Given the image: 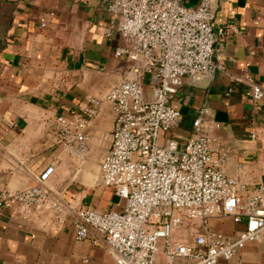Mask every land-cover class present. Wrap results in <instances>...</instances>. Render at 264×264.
<instances>
[{"label": "crops", "instance_id": "0c3cea01", "mask_svg": "<svg viewBox=\"0 0 264 264\" xmlns=\"http://www.w3.org/2000/svg\"><path fill=\"white\" fill-rule=\"evenodd\" d=\"M211 2L216 31L225 32L214 55L223 71L213 80L184 79L173 101L183 120L170 136L183 146L206 110L205 124L229 153L227 174L256 185L264 181V101L252 99L251 86L264 87V0ZM110 3L0 0V193L34 186L39 174L54 165L49 185L66 203L101 212L123 209L124 201L112 189L93 183L113 142L114 115L105 96L130 68L115 55L124 42L112 25ZM145 92L150 96L147 84ZM91 98L102 103L98 114L87 118L88 109H97ZM59 116L88 119L90 146L83 159L58 143L54 128ZM243 228L235 224L227 236ZM239 262L264 264V235L231 263L219 264ZM0 264L116 262L104 247L77 241L70 218L60 231L37 214L24 218L0 210ZM157 264H166L165 258Z\"/></svg>", "mask_w": 264, "mask_h": 264}, {"label": "built area", "instance_id": "2783aa9c", "mask_svg": "<svg viewBox=\"0 0 264 264\" xmlns=\"http://www.w3.org/2000/svg\"><path fill=\"white\" fill-rule=\"evenodd\" d=\"M109 12L124 42L115 55L130 68L105 96L114 115L113 142L96 185L112 189L123 209L101 212L66 203L49 185L56 172L50 165L34 186L1 192L0 210L24 218L37 214L60 231L70 218L76 240L104 247L116 264H157L161 256L166 264L231 263L264 235V181L251 185L227 174L229 153L205 124L206 110L183 146L170 136L183 120L173 101L184 79L213 80L223 71L214 55L225 32L216 31L212 2L186 9L182 0H111ZM251 97L263 102L264 87L252 84ZM90 101L97 109H88L87 118L102 103ZM87 118L55 121L58 143L78 159L89 151ZM221 218L244 228L235 237L210 229V220ZM184 229L192 242L183 241Z\"/></svg>", "mask_w": 264, "mask_h": 264}, {"label": "rangeland", "instance_id": "374dc122", "mask_svg": "<svg viewBox=\"0 0 264 264\" xmlns=\"http://www.w3.org/2000/svg\"><path fill=\"white\" fill-rule=\"evenodd\" d=\"M182 4L186 9H191V8L187 7V2H185L184 0H182ZM93 183H94V186H96V181H94ZM209 227H210V229H212L218 233L227 235L235 229V223L231 219H228V218L212 219L209 222ZM185 231L187 233V229L182 230V232H180V233H183ZM176 236H177V234H176ZM192 240H193V236L190 233L185 234L183 241L192 242Z\"/></svg>", "mask_w": 264, "mask_h": 264}, {"label": "water", "instance_id": "95a60500", "mask_svg": "<svg viewBox=\"0 0 264 264\" xmlns=\"http://www.w3.org/2000/svg\"><path fill=\"white\" fill-rule=\"evenodd\" d=\"M184 1L187 2V7L189 8L195 7L199 2V0H184Z\"/></svg>", "mask_w": 264, "mask_h": 264}, {"label": "bare ground", "instance_id": "6f19581e", "mask_svg": "<svg viewBox=\"0 0 264 264\" xmlns=\"http://www.w3.org/2000/svg\"><path fill=\"white\" fill-rule=\"evenodd\" d=\"M181 234V233H180Z\"/></svg>", "mask_w": 264, "mask_h": 264}]
</instances>
